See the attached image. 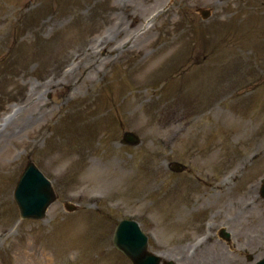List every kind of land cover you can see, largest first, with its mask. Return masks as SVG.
<instances>
[{"label":"rangeland","instance_id":"obj_1","mask_svg":"<svg viewBox=\"0 0 264 264\" xmlns=\"http://www.w3.org/2000/svg\"><path fill=\"white\" fill-rule=\"evenodd\" d=\"M33 1L0 0V115L119 17L121 36L112 27L104 53L35 92L0 136V264H129L110 243L128 215L152 235L149 249L176 260L203 221L227 220L231 247L214 235L177 264L264 256V0H173L144 34L140 20L165 0L119 10L114 0ZM125 130L140 137L136 147L118 145ZM28 159L58 197L44 220H20L12 199ZM170 161L187 170L170 172ZM67 199L76 212L64 211ZM234 202L256 205L237 215Z\"/></svg>","mask_w":264,"mask_h":264},{"label":"water","instance_id":"obj_2","mask_svg":"<svg viewBox=\"0 0 264 264\" xmlns=\"http://www.w3.org/2000/svg\"><path fill=\"white\" fill-rule=\"evenodd\" d=\"M27 168L21 178L25 186L18 189L15 198L21 208L22 217L38 218L43 215L45 207L53 200V195L50 186L47 185L33 166L30 164ZM124 224L121 222L118 227L120 231H124L121 238L125 241L124 246L120 249L131 260L132 264H142L150 261L151 259L145 256L144 249L139 248L138 240L140 236L135 237L131 228ZM126 225H129V223ZM137 251H140V253L135 255Z\"/></svg>","mask_w":264,"mask_h":264},{"label":"bare ground","instance_id":"obj_3","mask_svg":"<svg viewBox=\"0 0 264 264\" xmlns=\"http://www.w3.org/2000/svg\"><path fill=\"white\" fill-rule=\"evenodd\" d=\"M262 222H263V219H262ZM262 222H261V225H260V226H262V227H263V226H264V223H262ZM24 252H25V250H24Z\"/></svg>","mask_w":264,"mask_h":264}]
</instances>
